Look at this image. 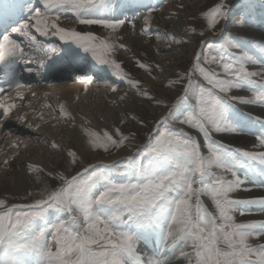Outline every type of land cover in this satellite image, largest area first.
Returning <instances> with one entry per match:
<instances>
[{"label":"snow or ice","instance_id":"6c2138e0","mask_svg":"<svg viewBox=\"0 0 264 264\" xmlns=\"http://www.w3.org/2000/svg\"><path fill=\"white\" fill-rule=\"evenodd\" d=\"M14 7L7 0H0V16L8 15ZM116 7L111 0H26L23 11L27 18L12 28V33L23 40L17 41L10 33L0 34V67L5 69L7 77L4 82L9 88L21 87L18 66L30 63L25 44L31 50L42 43L36 34L45 38L58 37L67 45L46 44L43 50L49 60L54 59L52 53L57 59L62 55L78 59L82 51L97 64L112 67L114 75L124 78L126 74L121 65L109 59L117 47L115 43L92 31H77L59 23L65 13H71L78 24L99 25L115 32L126 23L124 19L112 17ZM152 11L155 9L150 8L144 16L145 27L141 34H148ZM227 12L225 0L205 11L202 15L207 28L215 29L226 19ZM132 27L135 28L134 23ZM164 35L177 44L187 43L168 33ZM199 35L203 36L204 32ZM200 44L202 51L195 53L191 68L169 82V87L184 82L183 95L161 119L156 134L149 136L147 145L138 151V159L129 157L122 167L115 163L104 165L99 172L89 165L71 177L60 174L63 183L53 190L45 189L42 198L33 203L7 205L0 199V264H171L177 252L188 264H264V244L253 246L249 243L250 238H264V221L237 223L232 214L238 206L252 204L264 213V198L237 200L230 195L243 183L237 169H252L255 162L264 165V152H241L211 139L213 132L234 130L227 122V114L232 109L229 100L264 104V82H259L257 89L258 81L254 79L264 78V72L249 70L247 65L258 61L248 52L239 56L232 54L231 49L239 45L230 37L212 42L202 40ZM119 47L126 46L120 44ZM260 51L264 52V48ZM212 65L218 66L220 71ZM137 66L152 72L146 63L137 61ZM24 71L32 73L34 70L25 67ZM197 74L204 84L193 78ZM36 75L39 77L40 73ZM92 79L87 77L89 84ZM127 82L139 95L153 99L140 88L138 80ZM244 85L253 89V100L244 101L239 97L225 100L219 94H228ZM4 91L0 87V93ZM17 95L23 99L22 94ZM126 95L120 99L124 100ZM189 97L195 102L179 123L203 134L206 154L200 142L189 133L183 129L171 130L167 125L169 119L178 118L180 103ZM14 107L0 97V115L4 118ZM58 110L62 117L70 116L63 104ZM261 129L256 139L259 146L264 147V124ZM83 133L92 149L105 152L123 146L128 139L119 128L116 129L118 139L107 130L101 134L83 128ZM51 148L60 149L61 146L52 142ZM67 155L72 158L71 164L77 163L75 151L68 150ZM27 167L29 172L44 171L34 164ZM114 171L129 177L127 182L117 183ZM225 174H230L232 179H227ZM261 174L264 175V169ZM203 197L210 198L215 211L209 210ZM50 213L56 214L54 221L49 219ZM132 228L157 237L162 246L159 254L144 258L137 250L133 233L125 230Z\"/></svg>","mask_w":264,"mask_h":264},{"label":"rangeland","instance_id":"374dc122","mask_svg":"<svg viewBox=\"0 0 264 264\" xmlns=\"http://www.w3.org/2000/svg\"><path fill=\"white\" fill-rule=\"evenodd\" d=\"M218 2H220V0H154L153 2L151 1L146 8H141V13L135 12L129 19L128 15L125 13V8L129 5L123 6L118 10L119 12L114 19H124L126 23H134L136 28L132 27L129 31L128 43L122 42L126 47H118V50H113L109 55V59L115 60L121 65L122 72L126 75L124 78H121L119 75H115L114 78H108L106 75L103 76L105 79L95 82V86H99L97 91H93L91 89L92 86L88 85L87 91L85 92L88 95L90 93V95L87 96V99H80L78 102L72 103L71 106L75 111L77 110L86 115L96 114L97 117H99V125L101 128L103 127L104 130L109 131L117 139L119 137L116 136V129L119 128L121 132L128 137L124 145L119 148L112 147L107 152L102 149H96V152L99 154L98 156L93 155L91 150L80 152L72 133L74 127L73 123H71L69 118L60 120L57 116L59 112H55L57 108L54 106L55 103L53 98L60 96L61 92L58 90L53 92H48L46 90L42 91L41 89L39 90L40 87H37L35 84H29L28 90H31L33 94H23V99L18 97L14 108L18 110L21 109L22 111L24 110L23 112H25L26 115L34 118L37 116L42 117L45 112L50 115V117L44 118L43 116V119L47 121L48 119L52 120L53 125H55L54 127H59L60 129H64V131L59 135L61 136V141L59 137H50L54 136L53 134L42 133L39 136V134L29 133L28 135L31 137H29V140L31 139L30 144L23 145L20 149L15 148L12 144H8L12 139V133L8 131L1 136V138H3L0 142V155L2 152L4 154V150L13 147L17 149V151H15L17 154L11 157L7 164H5L4 161L0 162V173L2 174L3 170L10 172L7 174L8 176H0V199H4L7 205L33 203L36 199L42 198L41 193L45 189L50 191L63 183V181L59 179L60 174L71 177L89 165H92L95 170L99 172L103 170L104 165H112L115 163L122 167L128 162L129 157H132L133 160L138 159V151H142L147 145L149 136H154L156 134L161 119L168 114L169 109L177 99L183 95L184 82L174 84L171 87L168 86L169 82L176 80L179 74H183L186 70L191 68L194 63L195 53L202 51L200 44L202 40L212 42L221 41L224 38L230 37L234 43L239 45V47L231 49L232 54L234 56H239L242 52H248L258 61L256 64H248L247 67L249 70L264 72V52L260 51L261 48H264V0H225V3L228 5L226 19L222 20L215 29L209 30L202 14ZM167 3H171L176 7L173 15H171L172 17L170 16L167 18L169 24L161 28L158 27L148 30V34H144V43L145 40H147L146 38L152 39V46L132 45V38L138 36L136 30L140 25V14L144 15L146 11L149 13V9L154 8L155 17L161 21L160 13L162 10H165L164 7ZM169 9H172L171 5ZM241 20L243 23L238 24L237 21ZM59 23L62 27L66 28L78 26V23L71 13H65ZM125 24L115 32L107 30L106 35L111 34L121 42L122 37L120 38L117 35L121 30L125 29ZM193 28L196 30L195 32L191 31ZM201 31L204 32L203 36L199 35ZM141 33L139 32L138 34L142 35ZM165 33L183 39L187 41V43L177 44L165 37ZM33 34H36L34 30ZM38 40H40V37ZM59 46L62 45L59 44ZM203 51L206 52L207 49L204 48ZM34 61L41 64L43 62V53L37 55ZM137 61L150 65L152 72L149 73L139 68L137 66ZM205 67L209 66L205 65ZM211 67L218 72L220 71L216 65H212ZM146 77L150 78L154 86H150L146 83ZM193 78L201 84L205 83L198 74ZM129 79L138 80L140 82V88L147 91L148 95L153 97V99L148 100L139 95L137 90L128 84L127 81ZM254 79L258 81V84L255 86L258 89L259 82H264V78L257 76ZM112 88H115L116 91H111ZM15 91H12L11 94L10 92L7 94L4 93L5 95H0V97H4V101L7 102L8 99H11ZM125 93H127L125 99L121 100L120 97L124 96ZM219 94L223 96L225 100H229V97H239L244 101L254 99V91L247 85L234 88L228 94ZM48 99L50 100L49 102H47ZM157 101H160V103H157ZM50 102H53V105L52 103L50 104ZM194 102V99L191 97H189L187 101H182L177 112L178 118L169 119L167 125L171 130L183 129L185 132L189 133L200 142L201 150L206 154L207 148L203 134L187 125L179 123V119L182 118V115L194 104ZM229 102L232 105V109L227 114V122L234 130L222 131L219 133L213 132L211 134V139L233 150H240L241 152H264V147L259 146L256 139V136L259 135L262 130L261 125L264 124V110L262 111L263 113H259L257 110L260 106H264V104L255 101L251 103L241 102L240 99L229 100ZM11 113L12 111L10 114ZM2 120H4V117L0 115L1 132L3 125ZM50 133H53V131ZM44 135L46 137L43 139ZM48 138H51L52 141L60 145L61 148L52 149L51 146L48 145ZM35 139L42 140V142L46 144L47 149L41 150L38 146L36 147L32 144L31 142ZM63 143L67 147L71 146L73 151L76 152V164L69 163L67 165L63 149L65 145ZM129 150L132 151L129 152ZM46 152L52 155L43 157V153ZM45 158L53 161L49 165L51 167L49 171L52 173L51 176L48 175V171L45 173L42 172L41 174L39 173V180H41L37 182V186H23L20 189H15L12 186L11 176L19 169L23 159L31 163L32 161L39 162L40 159L44 160ZM259 166V162H255L253 163L252 169H237V173L241 177L243 183L239 190L230 194L233 199L258 200V195L255 198L249 193L248 185L250 182L252 185L258 186L256 178L262 175ZM213 171L218 172L217 169H213ZM225 175L227 179H232L230 174ZM113 178L117 183L127 182L129 179L127 176L117 175L116 171L113 172ZM28 193H32V195H28ZM202 199L210 211H215L210 198L203 197ZM241 211L244 212L243 215L240 214ZM232 214L237 223L264 221V213H261L259 207L255 204L248 206L240 205ZM55 216V213H50L49 219L54 221ZM125 230L133 233L136 238L137 250L143 257L156 256L161 251L162 246H160L159 239L153 234L143 232V230L136 228ZM150 238H153L151 244L149 246L145 245L144 242ZM49 239L51 238L49 237ZM262 242L261 239L256 238H250L249 240V243L253 246L264 244V242ZM147 249L148 252L149 249H151V252L148 253ZM171 264H188V262L185 258L180 257L177 252L176 255L172 257Z\"/></svg>","mask_w":264,"mask_h":264},{"label":"bare ground","instance_id":"6f19581e","mask_svg":"<svg viewBox=\"0 0 264 264\" xmlns=\"http://www.w3.org/2000/svg\"><path fill=\"white\" fill-rule=\"evenodd\" d=\"M151 1L153 2L154 0H111L112 3H114L115 5H117V7L115 8V10L112 13V17L114 18L117 15L118 10L121 7L126 6V5H129L126 8V11L128 13L127 14L128 15V19H129V17H131V15L133 13H135V12H140L141 13V11H140L141 8H146V6ZM155 1H157V0H155ZM170 5H171L172 9H169L170 8ZM165 7H164L165 10H162L161 13H160V19H162L161 21L157 17H155L154 11L151 12V15L149 17V23H150L149 30L154 29V28H158V27L161 28V27L167 26L169 24V21L167 20V18H169L171 15H173V12L175 11V8L176 7H175V5L173 6V4H171V3H167ZM147 12L148 11H146V14H144V15L143 14H140V17H141V19H140V25H139V28L136 30V33H137L138 36L132 38V45L133 44H138V45H142V46L143 45H151L152 46V39L146 38L147 40H145V43L146 42L147 43L145 44L144 43V39H145L144 34H142V35H139L138 34L139 32L141 33L142 30H143V28L145 27V25H144V16L148 14ZM144 13H145V11H144ZM26 18L27 17H25L23 19V21ZM131 25L132 24H130V23H126L125 24V29L124 30H121L120 33H118L117 36L120 37V38L122 37L121 42H119L116 39V37L115 36H112L111 34L106 35V31L108 29H104L103 27H101L99 25H91V26H89V25H79L78 24V26H75L74 28L77 31H82V32L83 31H92L94 34H96L98 36H101V37H103L105 39H108L110 42L115 43L117 45V47L114 50H118L119 45L120 44H124L122 42H125V43L127 42L128 43V36H129V33H130L129 31L132 28ZM12 34H13V36H17L16 33H12ZM41 41L45 42L46 44L52 43V45H53V42H58L63 47H67V45H63V42H61L58 39V37H50V38H45L44 37L43 39H41ZM132 45H131V47H132ZM79 58L86 59V60H89L91 62H95L94 60L91 59V56L90 55H86L82 51L80 52ZM70 59H73V58H70ZM78 59H74V60H78ZM47 61H48V58L46 60H43V66L46 65ZM72 64H74V63H70L69 65H67L65 67V70H69V69L73 68V65ZM103 69H104L103 72H106L104 75H106L108 78L109 77H111V78H114L115 77V75L113 74V72L115 70L112 67L105 66V67H103ZM75 71L80 76V79H79L78 82H73V83H69L67 85L66 84L65 85H62V86L59 85V86H55V87H51V88H49V87H40L39 90L40 89L42 91L43 90H46L48 92H53L55 90L56 91L58 90L59 92H61L60 93V96L53 98L54 99V103H55L54 106L57 108L55 110V112H59V110H58L59 105L63 104L65 106L67 112L70 114V116L62 117L60 115V113H58L57 116L60 118V120H63L65 118H69L70 121H71V123H73L74 127H73V130H72V133L74 135L73 137H74V139H75V141L77 143V147H78V149H79L80 152H85L87 150H91L93 155H97L98 156L99 154L96 152V149L95 150L92 149L91 146L87 143V139L88 138L84 135L83 128H89L90 130L97 131V132H100L102 134L103 131H104V129H103V127L101 128V126L99 125V119H98L99 117H97L96 114L86 115V114H83V113H81V112H79L77 110L75 111L74 108L71 105H72V103L78 102V100H80V99H87V96H89L90 93L88 95L85 92V88H87L88 85H91L92 86L91 89L93 91H97V89H98L99 86H95V82H91L89 84L88 83V80H86L83 84H80L81 80L82 79H85L87 77V72H81V69H76ZM99 79L101 80V78H98L96 81H98ZM145 81H146V83L148 85L154 86V83L150 80V78L146 77L145 78ZM5 91L3 93H0V95H3L5 93ZM30 91L29 90L26 91L25 89L16 90L15 93L11 96V99L10 100L8 99V101L5 102V103H13L15 105L16 100L18 98V95H17L18 93L19 94H22V96H23V94H25V95L26 94H30L31 95L32 91L31 92ZM48 92H47V94H48ZM49 101L50 100L48 99L47 102H49ZM51 103L53 105V102H50V104ZM263 110H264V106H260L257 111L260 113ZM23 111L21 109L18 110L17 108L16 109L13 108L12 113L9 114V116L7 118H4V120H2L3 125H2V128H1L2 132L0 131L1 132L0 133V142H1L2 138H3V137L1 138V136L3 134H5L6 132H8V131L10 133H12V139L9 141L10 143H8V144L16 145L15 148H18V149H20V147H23V145L30 144V140L31 139L29 140V137H30L28 135L29 133L30 134H39V136L42 133L43 134H45V133L46 134H53L54 136H50V137H53V138L54 137L55 138L56 137H59V140L61 139V136H59V135H61V133L64 131V129H60L59 127H54L55 125H53L52 120H49L48 119V121H47V120L43 119V116H44V118H46V117L49 118L50 115H48V114H46L44 112L43 115H42V117L37 116L36 118H34V117H30V116L26 115V113L23 112ZM0 112H2V109H0ZM101 112H103V111H101ZM98 113H99V111H98ZM21 117L23 119H20ZM29 125H31V127H29ZM49 131L50 132L53 131V133H50ZM45 137L46 136L44 135L43 139ZM38 140L39 139H37V140L35 139L31 143L34 144L36 147L38 146L39 149H41V150L47 149L46 144H44V142H42V140H39V141ZM47 141H48V145L51 146V144L53 142L52 139L51 138H48ZM15 148L13 147V148H8V150H4V154L2 152V154L0 155V162L1 161H5V160L9 161V159L11 157L15 156L17 154V153H15V151H17V149H15ZM63 149H64V154H65V160H66V163L68 165L70 163V161H71L72 158L71 157H68L67 152H68V150H72L73 151V149H72L71 146H68L67 147L66 145H65V147ZM131 151L132 150H129V152H131ZM20 152H21V150H20ZM47 155L48 156H51L52 154L49 153V152L43 153V157H46ZM34 162L35 161H32L30 163V162L25 161L23 159V161L20 163L19 169L17 171H15L16 173L13 176H11L12 177L11 178V183H12V186L15 189H20L23 186H27V187H30L31 185L32 186L33 185L37 186L36 185L37 182L41 180V179L40 180L37 179V177H39L42 172H39L40 174L37 173V172H29L28 167H27L29 164H34V165L40 166L41 168L44 169L43 173H45V172H47V171L49 172L51 170V167L49 165L53 161L45 158L44 160L43 159H40L39 162H35V163ZM259 168H260V170L261 169H264V165H261L260 164ZM9 173L10 172H6V171L3 170L2 174L0 173V176H2V175L8 176L7 174H9ZM256 180H257L258 186H254V185H252L249 182V185H248L249 186V189H248V191L255 198L258 195V200H259V198L260 199L264 198V175H261L259 178H256ZM150 239L147 240V241H145L144 244L147 245V246H149L151 244V241L153 240V238H150ZM261 241L264 242V238H261ZM147 252H148V249H147ZM150 252H151V249H149V252L148 253H150ZM148 257H150V256H147L146 258H148Z\"/></svg>","mask_w":264,"mask_h":264}]
</instances>
